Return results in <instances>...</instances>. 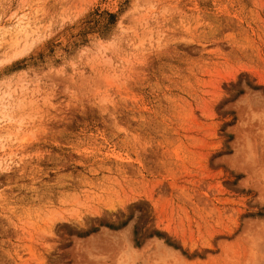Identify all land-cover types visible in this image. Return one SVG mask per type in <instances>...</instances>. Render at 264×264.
<instances>
[{
	"label": "rangeland",
	"instance_id": "374dc122",
	"mask_svg": "<svg viewBox=\"0 0 264 264\" xmlns=\"http://www.w3.org/2000/svg\"><path fill=\"white\" fill-rule=\"evenodd\" d=\"M0 264H264V0H0Z\"/></svg>",
	"mask_w": 264,
	"mask_h": 264
}]
</instances>
